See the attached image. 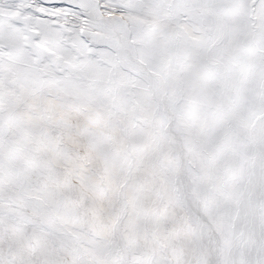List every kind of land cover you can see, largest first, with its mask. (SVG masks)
Returning a JSON list of instances; mask_svg holds the SVG:
<instances>
[{
	"label": "snow or ice",
	"instance_id": "6c2138e0",
	"mask_svg": "<svg viewBox=\"0 0 264 264\" xmlns=\"http://www.w3.org/2000/svg\"><path fill=\"white\" fill-rule=\"evenodd\" d=\"M0 264H264V0H0Z\"/></svg>",
	"mask_w": 264,
	"mask_h": 264
}]
</instances>
